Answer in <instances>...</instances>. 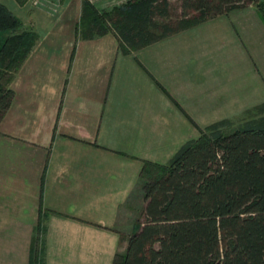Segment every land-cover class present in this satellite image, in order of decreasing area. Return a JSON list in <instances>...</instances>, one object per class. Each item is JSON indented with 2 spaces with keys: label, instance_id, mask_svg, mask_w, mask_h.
<instances>
[{
  "label": "crops",
  "instance_id": "0c3cea01",
  "mask_svg": "<svg viewBox=\"0 0 264 264\" xmlns=\"http://www.w3.org/2000/svg\"><path fill=\"white\" fill-rule=\"evenodd\" d=\"M0 1L30 15L39 35L11 74L15 97L0 122V264H31L35 254L42 264H111L119 227L128 218L136 227L144 211L142 160L166 163L200 128L264 102L253 63L250 99L238 102L229 75L237 53L251 59L233 14L256 21L259 10L126 51L114 31L84 36L83 0H58L56 10L46 6L56 0ZM253 39L264 46L260 33ZM34 227H46L39 253Z\"/></svg>",
  "mask_w": 264,
  "mask_h": 264
},
{
  "label": "trees",
  "instance_id": "16d2710c",
  "mask_svg": "<svg viewBox=\"0 0 264 264\" xmlns=\"http://www.w3.org/2000/svg\"><path fill=\"white\" fill-rule=\"evenodd\" d=\"M249 6L264 21V0H125L112 11L85 0L80 31L88 38L114 31L129 51ZM22 23L0 1V32H12L0 46V122L15 97L11 74L39 38L17 33ZM140 177L143 220L111 264H264V102L237 122L224 117L200 128L166 163L143 159ZM34 256L31 264L41 263Z\"/></svg>",
  "mask_w": 264,
  "mask_h": 264
},
{
  "label": "rangeland",
  "instance_id": "374dc122",
  "mask_svg": "<svg viewBox=\"0 0 264 264\" xmlns=\"http://www.w3.org/2000/svg\"><path fill=\"white\" fill-rule=\"evenodd\" d=\"M32 3L37 4V3H42V4H46L43 2V0H30ZM85 0H83L84 2ZM89 2L93 3L91 0H88ZM125 0H95L94 2L98 5V6H105L107 8L108 11H112L113 8L119 4L122 3ZM58 0H56V2H52V3H48L46 4V6L51 9L54 10V8L58 5ZM59 7V5H58ZM17 8V7H16ZM257 7H254L252 9H256ZM18 12L20 11V15H24L21 12V8L18 7ZM57 8H55L56 10ZM241 13V12H240ZM255 12H252V14H254ZM255 15V14H254ZM26 17H24V19L22 20V25L19 29H17V33L22 32L24 29H30L33 31L37 32V28L34 24V21L32 20L30 15H25ZM234 16V22L236 24V27L234 28V30H236V34H237V38L240 40V42L242 43V40L245 41V43L248 46L249 49V55L251 56L250 58H246L245 54L243 52V55H240L239 53H237V58H234L232 64H231V70H230V74L229 75H233L234 80L231 81V85L232 87L235 88L236 90V94H237V100L239 102V98H248L250 99L252 96V92H251V88L248 86L249 83L254 84L255 81H257L259 79V77L252 71L250 72V67L248 68V63H253L257 69L259 70L260 73L263 74L264 76V46L261 45V49L260 47L254 42V33H260L261 34V38L263 37V43H264V23L262 21L261 18H258L256 21L253 20V18H249L247 17L246 20H244V15H240L239 13L235 12L233 14ZM256 16V15H255ZM258 17V16H257ZM260 17V16H259ZM252 25V26H250ZM80 27H81V22H80ZM79 27V28H80ZM237 28V29H236ZM79 30V29H78ZM252 31H254V33L252 34ZM13 32V33H16ZM249 32H251L250 34H248ZM11 30H7V31H2L0 32V46L3 42V40L10 35ZM38 33V32H37ZM242 38V39H241ZM253 40V42H252ZM254 43V46H253ZM243 44V43H242ZM241 44V45H242ZM236 46H240V45H236ZM245 61H247L245 63ZM221 71V70H220ZM219 78H223L224 73L223 72H219ZM228 82V81H226ZM255 105V104H254ZM253 106V105H252ZM251 107V106H250ZM247 109V108H246ZM243 111L239 112L236 111L234 114H232V119H234L235 122L238 121V117L241 116V113ZM138 220H143V214L139 216ZM138 222V221H137ZM126 224L131 225L132 222L129 220V218L127 220H125L124 223H122V227L120 228V234H121V242H120V246L119 251H124L126 249V244H127V237L130 235L131 231L135 228V227H126ZM137 225V224H136ZM124 226V227H123ZM42 228V227H41ZM46 227H43L42 230H45ZM40 228L34 227L33 232H35V237L34 238V234H32L33 236V240L35 241L33 243L34 246V250L33 252H35V248H37L36 252L38 251L39 253V244H38V239H40L39 235L40 234ZM32 246V245H31ZM43 262L41 261V263H37V264H42Z\"/></svg>",
  "mask_w": 264,
  "mask_h": 264
},
{
  "label": "built area",
  "instance_id": "2783aa9c",
  "mask_svg": "<svg viewBox=\"0 0 264 264\" xmlns=\"http://www.w3.org/2000/svg\"><path fill=\"white\" fill-rule=\"evenodd\" d=\"M92 2H94L95 0H91Z\"/></svg>",
  "mask_w": 264,
  "mask_h": 264
}]
</instances>
